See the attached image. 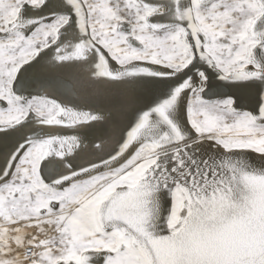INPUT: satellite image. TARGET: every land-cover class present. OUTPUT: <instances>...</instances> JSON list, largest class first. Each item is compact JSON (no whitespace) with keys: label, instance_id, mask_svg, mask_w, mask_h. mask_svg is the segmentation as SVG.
<instances>
[{"label":"snow or ice","instance_id":"snow-or-ice-1","mask_svg":"<svg viewBox=\"0 0 264 264\" xmlns=\"http://www.w3.org/2000/svg\"><path fill=\"white\" fill-rule=\"evenodd\" d=\"M34 64L157 94L121 129ZM9 138L0 264H264V0H0Z\"/></svg>","mask_w":264,"mask_h":264},{"label":"bare ground","instance_id":"bare-ground-1","mask_svg":"<svg viewBox=\"0 0 264 264\" xmlns=\"http://www.w3.org/2000/svg\"><path fill=\"white\" fill-rule=\"evenodd\" d=\"M48 51H51L50 49ZM46 53H42V56ZM22 75H27L31 79H63L70 81L75 86V91L80 95L77 103L80 107H89L100 110L106 120H111L113 124L119 125L121 129L128 127L132 122L134 113L138 110H146L152 103L156 92L148 87L139 88L131 92H122L119 89H109L102 85L94 84L85 72H71L63 68H40L32 66ZM213 98H223L225 95H235L238 97L237 105L246 107L248 110H256V88L234 89L221 87L220 82H210L208 86ZM82 97V98H81ZM112 125H96L95 123L87 126H79L80 135L85 145H91L92 141L98 140L106 129ZM65 134H76L74 130L61 129ZM14 139H0V156L5 154L14 144Z\"/></svg>","mask_w":264,"mask_h":264},{"label":"water","instance_id":"water-1","mask_svg":"<svg viewBox=\"0 0 264 264\" xmlns=\"http://www.w3.org/2000/svg\"><path fill=\"white\" fill-rule=\"evenodd\" d=\"M242 109H248V108H246V107H241Z\"/></svg>","mask_w":264,"mask_h":264},{"label":"rangeland","instance_id":"rangeland-1","mask_svg":"<svg viewBox=\"0 0 264 264\" xmlns=\"http://www.w3.org/2000/svg\"><path fill=\"white\" fill-rule=\"evenodd\" d=\"M226 96V95H225ZM242 110H248V109H242Z\"/></svg>","mask_w":264,"mask_h":264}]
</instances>
